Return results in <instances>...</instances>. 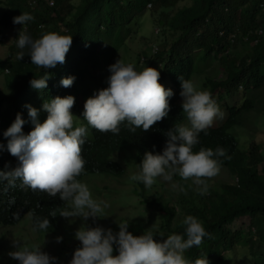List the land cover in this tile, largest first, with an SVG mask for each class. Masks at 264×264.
<instances>
[{"label": "trees", "instance_id": "1", "mask_svg": "<svg viewBox=\"0 0 264 264\" xmlns=\"http://www.w3.org/2000/svg\"><path fill=\"white\" fill-rule=\"evenodd\" d=\"M179 1L8 0V9L0 16V42L2 29L13 31L14 40L9 44L8 55L0 59V69L4 75L8 74L9 80L0 85V145H6L8 138L3 133L17 113L26 121L22 131L27 134L33 129L26 104L39 110L38 120L42 123L47 116L46 111L41 110L45 100L72 95L75 98L72 111L81 116V97L87 99L95 90L106 88L110 75L108 66L137 32L143 13L160 11L155 19L162 32L158 37L159 47L152 51L150 46L139 53L134 67L137 71L145 66L157 68L159 82L169 83L173 95L169 98L168 115L148 130L137 128L135 133L129 132L123 124L117 135L99 132L87 125L89 134L81 151L86 163L77 179L80 181L90 173L121 176L123 168L110 157L127 145L135 147L138 164L145 151L159 153L166 140L164 133L186 119L175 97L180 91L177 77L193 80L197 74L217 105H225L227 115L220 125L210 126L206 135L200 132L199 142L192 150L222 147L228 158L220 157V168L230 172L232 181L210 184L211 179L206 178L208 190L201 195L198 186L174 175L183 188L177 196L158 190L157 178L149 188L134 182L133 193L146 209L155 210L158 225L147 226L140 220H130L128 231L139 235L151 230L154 234L162 233V237L154 238L163 240L172 233L183 234L181 221L185 215H192L210 235L204 237L199 246L185 250L184 256L191 264L206 258L208 264H228L231 256L237 257L239 247L249 248L244 255L248 259L244 261L264 264L262 145L252 142L242 151L230 132L234 126L242 125L245 116L256 107L257 91L264 86V0H192L189 5L175 8ZM22 12L30 13L33 19L24 26L14 25L12 18ZM21 28L33 39L50 31L73 36L65 61L47 69L49 77L45 89L29 85L32 78H39L46 70L31 64L27 48L23 49L25 55L17 59V52L21 50L16 48L15 39ZM155 41L158 42L157 38ZM240 45L244 46L241 51L237 50ZM213 65H218L226 76L217 78L218 71L210 73L207 69ZM70 75L75 77L73 84L61 86V78ZM240 90L244 91V96L230 103L228 99L234 98ZM254 122L259 124L256 119ZM6 164L8 168L15 167L17 159L6 148H0V170H4ZM65 206L66 202L58 196L21 186L19 180L11 186L6 180H0V225H16L29 214L33 226L36 217L49 220L47 231L36 230L38 233H55L59 229L56 219ZM79 246L77 241L72 251Z\"/></svg>", "mask_w": 264, "mask_h": 264}, {"label": "clouds", "instance_id": "2", "mask_svg": "<svg viewBox=\"0 0 264 264\" xmlns=\"http://www.w3.org/2000/svg\"><path fill=\"white\" fill-rule=\"evenodd\" d=\"M32 19L30 13L22 12L12 18V23L24 26ZM22 28L15 39L16 48L21 50L17 52V59L25 55L23 49L27 48L31 64L46 70L39 78H32L29 85L34 89H45L49 77L47 69L65 61L73 36L50 31L33 39ZM108 71L107 87L94 92L84 102L81 116L89 127L117 135L123 124L129 132L135 133L137 128L148 130L168 115L173 90L159 82L157 68L145 66L137 71L132 63H124L119 58L108 66ZM74 79L70 75L61 78L59 83L70 87ZM177 79L181 108L188 123L175 124L167 130L162 150L159 153L145 151L138 164L139 170L129 179L149 188L157 177L171 181L175 175L182 180L190 179L204 195L208 190L206 178L219 172L220 157H228L220 146L215 150L192 149L199 142L198 134L203 131L206 135L214 118L222 114L208 91L200 90L191 79ZM74 99V96L67 95L45 100L41 110L46 111L47 116L42 123L38 120L39 110L24 105L34 127L25 134L22 125L26 121L17 113L4 131L3 136L8 139L0 148H6L16 157L17 164L11 168L6 164L5 169L0 170V180H6L10 186L19 180L21 186L58 196L67 203V208L59 214L65 218L79 216L83 220L89 217L95 220L104 217L108 204L95 200L87 185L77 179L86 163L81 151L87 133L84 125L74 126V115L70 111ZM181 223L184 225L183 234L172 233L163 240L154 238L162 237V233L154 234L151 230L134 235L128 231L127 221L117 223L119 230L115 233L111 228L84 225L74 232L80 246L74 250L68 264H191L184 256L185 250L199 246L210 233L192 215H185ZM48 227L47 217L35 218L33 230L47 231ZM61 239L56 237L57 242ZM13 245L15 250L7 255L18 264H54L56 261V257L41 251V247L22 246L15 240ZM195 264H208V260L197 259Z\"/></svg>", "mask_w": 264, "mask_h": 264}, {"label": "rangeland", "instance_id": "3", "mask_svg": "<svg viewBox=\"0 0 264 264\" xmlns=\"http://www.w3.org/2000/svg\"><path fill=\"white\" fill-rule=\"evenodd\" d=\"M7 1L8 0H0V2H2L0 3V16L8 9L6 3ZM191 2L192 0H181L177 3L175 8L189 5ZM159 12L160 11H157L156 13L151 14L147 11L143 13L140 19L141 24L138 27L137 32L133 35V38L129 39L126 45L117 53L110 65L120 58L122 62L132 63L136 66L138 62L137 55L139 53V55H141V52L146 49L148 50L150 46L152 47V51L155 50L156 46L159 47L158 37L162 35V32L160 27L155 24V19L159 15ZM2 31L4 33L3 40L0 42V59H3L8 55L10 52L9 44L14 40L13 31L4 29H2ZM156 38L158 42L155 41ZM243 48L244 46L240 45L237 47V50L241 51ZM3 69L6 72V68ZM207 70L210 71V73H216L218 71L217 78L226 76V73H222L221 68L218 67V65H213ZM6 75L8 74L4 75L2 69H0V85L7 84L9 82ZM198 76L199 75L197 74L194 75L192 80L193 83L200 90H206L203 86V80ZM163 85L166 88L170 87L167 81L163 82ZM96 91L98 90H95V92ZM242 91L243 90H240L234 98L228 99V101L230 103L239 101V99L244 96V91L243 93ZM257 93L258 101L256 103V107L251 113H248L247 116H245L242 125L234 126L230 132L236 137L240 150L244 151L250 143L256 142L262 145L261 151L264 153V86L258 90ZM175 97L177 102L181 104L182 98L179 96V93H177ZM85 101L86 99L81 97L80 104L82 108ZM218 106L222 115L214 118L211 126L220 125L227 115L225 105L220 104ZM70 111L74 115V126L84 125L88 135L89 128L84 122L83 117L77 112H73L72 108ZM255 119L259 122L258 125L254 122ZM182 123L187 124V119H185ZM110 160L115 161L123 168L121 176H113L108 173H90L85 174L80 180L87 185L92 197L95 200L104 201L108 204V207L104 209L103 218H95V220H93L92 217H89L87 220H83L79 216L65 218L60 215L56 219L59 223V229L55 233H38L36 230H33V224L29 214L25 215L16 225H0V264H18L16 260L7 255L9 251L15 250L13 245L14 240L22 246L26 245L32 247L35 245L41 247V251L47 252L50 256L56 257L54 264H68L72 258V250L75 243L78 241L74 238V232L79 227H83L84 225L88 227L100 226L102 228H111L115 233L119 230L117 223L121 221L128 222L130 220H140L143 224H147V226H157L158 217L157 214H155V210L146 209L145 205L138 201V198L133 193L132 189L134 181L129 179L130 175L139 170L137 151L135 147L131 145L125 146L121 151L114 153L110 157ZM262 166H264V163L260 164V167ZM208 179H211L210 184L217 182H231L232 176L226 168H220L219 172L215 176ZM157 180L158 185L156 188L158 190L164 191V193L168 196L172 193L175 196L179 194L181 186L176 179L172 178L171 181H165L162 178L157 177ZM185 181L188 182L191 180L189 179ZM162 184L164 186H162ZM194 186L197 187L196 185ZM65 208H67V203L64 209ZM57 236L62 237L59 242L56 241ZM237 249V257L231 256L228 264H244V262H246L245 264L253 263L250 260L244 261V259H248L247 256H244L246 252L249 251L248 247H239ZM244 250L245 252H243Z\"/></svg>", "mask_w": 264, "mask_h": 264}, {"label": "built area", "instance_id": "4", "mask_svg": "<svg viewBox=\"0 0 264 264\" xmlns=\"http://www.w3.org/2000/svg\"><path fill=\"white\" fill-rule=\"evenodd\" d=\"M50 3L52 4L53 2L51 1Z\"/></svg>", "mask_w": 264, "mask_h": 264}]
</instances>
